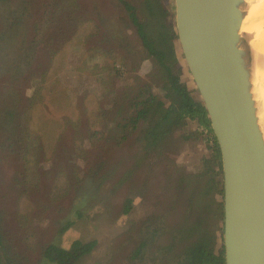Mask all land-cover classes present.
<instances>
[{
  "label": "rangeland",
  "instance_id": "374dc122",
  "mask_svg": "<svg viewBox=\"0 0 264 264\" xmlns=\"http://www.w3.org/2000/svg\"><path fill=\"white\" fill-rule=\"evenodd\" d=\"M145 1H0V219L6 251L18 264H50L43 248L70 250L77 241L97 245L74 264H182L195 236L179 228L197 215L190 207L197 208L202 188L196 177L213 140L190 119L166 138L165 150L146 148L144 124L115 129V109L126 107V97L170 104L126 10L129 3L143 16ZM161 3L174 24L172 0ZM177 55L180 80L200 101ZM37 88L41 96L27 111ZM26 131L21 154L2 151ZM188 134L195 136L183 139ZM215 199L222 203L220 194ZM67 220L72 226L59 234ZM152 226L166 235L151 240L149 261L134 259Z\"/></svg>",
  "mask_w": 264,
  "mask_h": 264
},
{
  "label": "water",
  "instance_id": "95a60500",
  "mask_svg": "<svg viewBox=\"0 0 264 264\" xmlns=\"http://www.w3.org/2000/svg\"><path fill=\"white\" fill-rule=\"evenodd\" d=\"M175 46L217 141L223 171L225 264H264V142L251 95L253 36L244 0H172Z\"/></svg>",
  "mask_w": 264,
  "mask_h": 264
},
{
  "label": "trees",
  "instance_id": "16d2710c",
  "mask_svg": "<svg viewBox=\"0 0 264 264\" xmlns=\"http://www.w3.org/2000/svg\"><path fill=\"white\" fill-rule=\"evenodd\" d=\"M125 5L129 20L136 28L143 50L158 68V80L162 83L166 91L165 97L170 104L167 106L162 101H149L148 99L140 101V95L133 99L126 97V107L113 108L118 112V122L115 129L125 133L127 131H135L141 124L146 125L144 140L148 150H165L163 143H165L166 138L174 131L183 129L187 125V119L197 120L208 131L213 140L212 153L209 158H203V168L196 177V185L200 189L202 184V188L197 195L198 202L192 203L197 206L198 214L195 215V218L191 221L193 223L188 226V229H186L184 222L179 228L180 235H186L189 232L188 234L192 233L195 235L196 240L186 246V257L182 264H225L223 251L219 255L214 253L218 224L224 220V205L217 203L215 199L216 194L224 196L223 180L221 182L218 181L219 175L223 176L221 153L211 129L205 107L201 101L193 97L192 91L180 80L181 70L177 69L178 55L175 46L177 35L174 24L168 20L172 13L164 9L161 0H146L142 5L143 16L137 13L134 6L129 3H125ZM39 80L41 81V79ZM40 96L41 91L39 88L35 89L27 111L38 102ZM114 106L119 105L115 104ZM17 118L21 119L22 115ZM97 133L94 132L91 138H96ZM28 136L29 133L26 131L23 139L12 140L9 138V144H3L2 151L8 149L10 154L17 156L16 154L20 153L19 146L24 145L26 138L29 141L30 137L28 138ZM194 136L195 134H188L183 139H189ZM24 149H27V147ZM23 165L26 172L27 168L24 163ZM19 174H22V172L17 175ZM15 180L17 181L16 178ZM220 187L222 188L220 189ZM130 203L129 201L128 204ZM127 212H129V206H127ZM76 214L80 216L78 212ZM72 224L71 220H67L63 227L61 224L59 234L67 231ZM221 231L223 232V229ZM154 233H157V231ZM165 235L166 231L162 229L159 239H163ZM142 241L141 247L134 254V259L139 257L142 249L146 247L148 242L149 244L151 242L147 238ZM4 242L5 236L0 219V264H18L15 260L16 256L6 251ZM94 246L95 243L82 244L77 241L70 250H66L55 245V243H51L43 248V259L50 264H73L81 256L91 252Z\"/></svg>",
  "mask_w": 264,
  "mask_h": 264
},
{
  "label": "bare ground",
  "instance_id": "6f19581e",
  "mask_svg": "<svg viewBox=\"0 0 264 264\" xmlns=\"http://www.w3.org/2000/svg\"><path fill=\"white\" fill-rule=\"evenodd\" d=\"M245 17L241 27L242 36H253L251 95L255 104L259 131L264 142V0H244ZM189 73V70L186 69ZM191 77V76H190Z\"/></svg>",
  "mask_w": 264,
  "mask_h": 264
},
{
  "label": "flooded vegetation",
  "instance_id": "af4514ba",
  "mask_svg": "<svg viewBox=\"0 0 264 264\" xmlns=\"http://www.w3.org/2000/svg\"><path fill=\"white\" fill-rule=\"evenodd\" d=\"M221 180H223V176H222V179ZM222 188V187H221ZM220 188V189H221ZM179 195H181V193H182V190H180L179 192ZM222 197V196H221ZM224 197V196H223ZM223 197H222V204H223ZM174 206V208L176 207L175 205H173ZM191 207V209H197L196 207H193V206H190ZM129 209L131 210V208L129 207ZM196 213L198 214V212H197V210H196ZM147 221H149V223L152 221V217H150V219L148 220V219H146ZM148 223V225H149V227H150V224ZM212 224H213V222H212ZM221 229H223V222H220V224H218V228H217V231L219 230V233H220V235H221V243H222V246H221V250H219V251H217V248H216V246H217V241L218 240H215V244H214V253L216 254V255H219L220 254V252H222L223 251V253H224V257H225V249H224V244H223V232H224V230H223V232L221 231ZM155 230H156V228H154V226H152V228H149V229H146V233H145V237L142 239V240H144V239H148V240H154V242H153V244L155 243V240H159V235H160V233H161V228H157V233H154L155 232ZM217 231H216V233H217ZM192 234V233H191ZM218 235V234H217ZM216 235V236H217ZM153 236H155V238H152ZM195 236V235H194ZM150 237H151V239H150ZM217 239H218V236H217ZM196 240H195V237L193 238V240L192 241H190L189 243H186V246H188L189 244H191V243H193V242H195ZM91 243H95V246L97 245V242H91ZM83 244V243H82ZM89 244V243H88ZM148 244H149V242H148ZM146 245V247L145 248H143L142 249V252H141V254H142V257H143V259L142 260H145V261H149V259H150V256L149 257H147V254H148V252H149V250L151 251V244H149V245ZM95 246L93 247V249L95 248ZM178 246H179V244H178ZM185 246V247H186ZM139 247H141V246H139ZM138 249V248H137ZM169 249V248H168ZM167 249V250H168ZM171 249V248H170ZM92 251V250H91ZM90 253V252H89ZM140 254V255H141ZM84 256V255H83ZM82 257V256H81ZM80 257V258H81ZM185 257H186V254H183L182 256H181V258H179L178 259V261L177 262H184V260H185ZM79 258V259H80ZM78 259V260H79ZM77 260V261H78ZM75 263V262H74ZM73 263V264H74Z\"/></svg>",
  "mask_w": 264,
  "mask_h": 264
}]
</instances>
